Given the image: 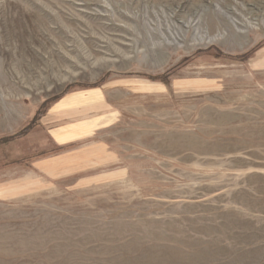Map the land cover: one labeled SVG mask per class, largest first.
Returning <instances> with one entry per match:
<instances>
[{"label": "rangeland", "instance_id": "rangeland-1", "mask_svg": "<svg viewBox=\"0 0 264 264\" xmlns=\"http://www.w3.org/2000/svg\"><path fill=\"white\" fill-rule=\"evenodd\" d=\"M0 139V264H264V0H0Z\"/></svg>", "mask_w": 264, "mask_h": 264}, {"label": "crops", "instance_id": "crops-1", "mask_svg": "<svg viewBox=\"0 0 264 264\" xmlns=\"http://www.w3.org/2000/svg\"><path fill=\"white\" fill-rule=\"evenodd\" d=\"M70 94H67L63 96L61 100H59L57 103H62L67 101L66 97H68ZM41 119L40 122L37 123L39 126L41 125V121L44 123ZM42 126V125H41ZM39 128V130H36L39 132H43L46 138H50L51 142H54V144L62 145L64 143L69 142L68 139H71L75 136L83 135L85 133L84 126L79 124V122H70V123H60L59 125H53L48 128L47 130L42 126ZM35 132V131H34ZM45 149V148H44ZM45 154L48 152L46 150H43ZM47 152V153H46ZM41 154L37 155L36 158L32 160V164L38 171H43L47 173H52L53 170H51L49 164L52 162L51 156ZM55 159V158H53ZM18 170L19 172L15 173L14 176L6 177L4 175H0V195H7L16 192L17 188L21 186L23 183H25L26 178L29 176L32 171L27 170L23 167L15 168V171Z\"/></svg>", "mask_w": 264, "mask_h": 264}, {"label": "trees", "instance_id": "trees-1", "mask_svg": "<svg viewBox=\"0 0 264 264\" xmlns=\"http://www.w3.org/2000/svg\"><path fill=\"white\" fill-rule=\"evenodd\" d=\"M249 54V53H248ZM246 54L245 56H239V57H236V59H242V60H245L247 58V55ZM235 58V57H234ZM105 80V77H103L101 79V82H97V83H94L92 85H86L87 87L85 89H96V88H99L101 86V83L104 82ZM71 91H68L67 89L62 93V94H59L58 96H56L55 98L56 99H59L67 94H69ZM42 108V107H41ZM41 108L38 109L37 113L34 115L31 123L26 126L25 128H23L22 130H20L19 132H17L16 134H14L12 137L10 138H7L9 141L10 140H13L14 138H21L22 136H24L25 134H27L29 132V129L31 126H34L36 125L40 118L42 117L43 113L41 112ZM6 139H0V142H4Z\"/></svg>", "mask_w": 264, "mask_h": 264}]
</instances>
